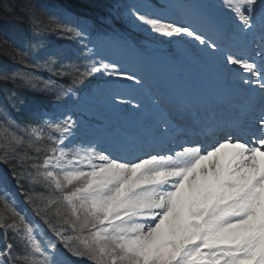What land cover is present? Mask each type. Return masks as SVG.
<instances>
[{
  "label": "snow or ice",
  "instance_id": "1",
  "mask_svg": "<svg viewBox=\"0 0 264 264\" xmlns=\"http://www.w3.org/2000/svg\"><path fill=\"white\" fill-rule=\"evenodd\" d=\"M0 5L7 12L16 7L15 0ZM220 6L231 30L195 4L186 15L199 18L200 26L136 8L130 15L153 33L219 54L226 66L246 74L243 83L258 84L264 92V0H220ZM20 10L34 35L57 32L83 44L84 30L67 13L62 19L31 4ZM237 41L244 51L227 50L226 42ZM43 47L36 40L30 51L3 54L28 69L55 67L54 75L70 76L67 88L57 85L64 95L96 74L143 83L86 44L83 64H60L52 56L32 62V52ZM9 81L45 92L54 83L31 71L0 70V82ZM17 98L9 92L14 107ZM36 111L41 122L21 127L0 108V163L11 168L24 201L54 239L0 185V264H70L65 252L87 264H264V109L243 128L227 122L207 126L205 135L223 133L211 144L191 140L178 150L149 144L130 158L75 142L71 116L57 121L44 119L42 105Z\"/></svg>",
  "mask_w": 264,
  "mask_h": 264
},
{
  "label": "rangeland",
  "instance_id": "2",
  "mask_svg": "<svg viewBox=\"0 0 264 264\" xmlns=\"http://www.w3.org/2000/svg\"><path fill=\"white\" fill-rule=\"evenodd\" d=\"M41 1L45 0H29L26 2V4L40 3ZM114 1V9L111 11L110 15H108L106 19L99 18V20L102 22L107 21L108 19L107 23H112L119 18V21H121V23L125 26L123 29L126 33L124 32L125 34L121 36L118 34L121 32L117 27H115L110 29V34L108 36H99L96 38V36L91 33L92 31L89 28H92L93 20L86 19L82 21L83 24H81L79 27L84 30L85 36V38H83V44L81 47L84 48V44H86L88 47L94 48L99 56L103 58L111 57L112 60L113 53L128 56L133 48L132 42L136 37L139 41L140 47L148 51L149 63L153 67L154 73L160 77V80L164 86L163 90L159 85L156 84V82H154L152 83L153 90H156V92H158L162 97L165 96L164 92H166L173 101H176V99L181 97L182 85L178 80L173 78V68L159 64L156 60H154V57L157 55L169 54L174 60H176L178 63H181L182 65L192 64V66L203 69L204 71H207L206 68L210 66L211 62L206 59L205 52L200 50L199 45L192 43L186 44L179 37L168 38L151 32L145 26L140 25L139 22L130 15V10L136 8L140 11H150L154 14L163 16L165 19L176 20L177 22H191L189 16L187 18L183 11L186 13L188 6L193 4L213 7L214 10L219 14H226L227 16H229V14L220 6V1L215 3L210 1L207 2L206 0ZM46 5L51 6L49 3ZM57 12L62 16L64 13H67L71 18H76V16H78L61 8L57 9ZM186 39L187 38H185V40ZM93 40L96 45L95 47L93 45ZM104 44H107V46L104 47ZM225 46L227 45L225 44ZM136 53L137 57L140 58V53ZM215 56L221 59V64L219 65L220 68L224 70V72H228L231 69V66H226L223 62V57H221L219 54ZM112 61L115 62L114 60ZM137 77L141 79L144 84L137 85L133 81H120L119 79L110 77L107 74H96L92 77H88L86 80H84V85L82 86L84 89L81 94L74 95L71 93V96L75 98H72L73 100L69 102L67 107L60 108L57 105L50 106L51 110L45 111L47 115L44 116V118L48 119L51 117L52 119L59 121L65 119L67 116H71L76 122L75 137L73 139L77 143H94L95 140L96 142L98 140L106 141V139L109 137L108 133L111 131L113 126L111 125V121L107 115L109 110L99 105L103 102L105 97L116 99L120 103L119 105L124 106L125 110L138 121H147L151 119V107H148L145 101H143V99L146 98L144 93L146 91H143V93L141 91L143 89L147 90L149 87L146 85L147 83L144 77H140L139 75H137ZM121 100L124 102L121 103ZM129 101L131 103H129ZM137 104L140 105L139 108L135 106ZM152 106V109H154L153 111L160 116L167 115V113L170 111L163 110L164 108H162V106L167 107V105L164 104V101L152 103ZM176 106L181 105L177 102ZM179 108L180 107H178V109ZM187 115L188 114H186V116ZM124 139L125 140L123 142L127 144L129 140L127 138ZM0 185H6L8 189L15 194L16 199L21 203V207L27 209L28 218L30 220L35 219L36 222L41 223L42 227H45L42 225V222L39 221L38 217H34L31 212V207L24 201V197L15 193L12 186V178L10 179V175L6 172L3 166H0ZM21 190L23 191V189ZM45 232L46 238H53L50 231H48L46 227ZM58 248L61 249V252H64L61 245H58ZM64 257L70 262V264H87L86 261L72 257L66 252L64 253Z\"/></svg>",
  "mask_w": 264,
  "mask_h": 264
},
{
  "label": "trees",
  "instance_id": "3",
  "mask_svg": "<svg viewBox=\"0 0 264 264\" xmlns=\"http://www.w3.org/2000/svg\"><path fill=\"white\" fill-rule=\"evenodd\" d=\"M27 1L29 0H15L16 7L11 12L4 11L3 6L0 5V70L13 71L19 69L24 72L31 71L34 75L41 77L42 80L54 83L51 90L45 92L17 86L19 82H17V85H14L11 81L7 83L0 82V108L4 109L8 118L14 120L21 127L27 123L35 124L41 122L40 114L36 111L38 105H42L44 111L51 110L50 106L67 107L69 102L73 100V97L71 93L66 95L61 94L57 85L67 88L72 84V79L70 76L54 75V72L57 70L55 67L53 72H49L46 68L28 69L21 63L13 62L9 56L3 53L5 51L12 52L14 48L30 51L29 45L36 40L42 41L44 47L38 52H32L29 57L32 62H43L45 58L52 56L60 64H83L84 61L81 57L85 53L84 48L81 47L80 38L76 39L75 37L57 32H47L40 36L34 35L28 16L20 10V5L26 4ZM7 2H11V0H5V3ZM47 3L51 4V6H47ZM114 4V0H45L31 5H35L43 14L62 19L64 17L57 12V9L61 8L69 13L84 16L93 20L92 28L90 27L93 35H108L112 28H125L124 24L119 21V18L118 20L116 19L114 25L107 23V21L101 22L99 20V18L106 19L110 15L114 9ZM135 39L137 38L135 37ZM83 85L84 82L79 85H73V94L82 93L84 89L82 88ZM40 88H44L42 83L40 84ZM10 91L17 93L18 98L15 101V107L13 106L14 102L8 99ZM0 164L5 166L11 174L10 178L15 181L11 168L6 164ZM23 191L21 190L22 194Z\"/></svg>",
  "mask_w": 264,
  "mask_h": 264
},
{
  "label": "bare ground",
  "instance_id": "4",
  "mask_svg": "<svg viewBox=\"0 0 264 264\" xmlns=\"http://www.w3.org/2000/svg\"><path fill=\"white\" fill-rule=\"evenodd\" d=\"M207 2H217L220 0H206ZM213 6V5H212ZM208 7V6H206ZM210 13L214 12L213 15L216 16V18H218L220 20V22L224 23L226 21V19L228 18V16L226 14H220L216 12L214 10L213 7L208 8ZM150 12V11H148ZM153 13V12H152ZM222 27H224V24H222ZM104 43V42H103ZM194 44V43H192ZM197 45V44H196ZM235 48H237V51L243 50L244 51V47L242 44H240L239 42L234 44ZM107 44H104V47H106ZM227 50H232V51H236L234 48L231 49H227ZM133 51H136V48H133L130 51V54H128V56H123V55H119L116 53L112 54V60H114L115 62H119V65L124 66L125 63L128 64H133L134 67H136L137 69L142 68V65L137 64V58L136 55ZM127 55V54H126ZM141 55H143L144 57L148 58L149 55L142 53ZM206 55V59H208L211 64L210 66H208L207 71H204L203 69L197 68L195 66H192V64H186V65H181L178 62L174 61V59L166 56V55H157L154 57V60H156L158 63L160 64H165V65H170L173 67V72H172V76L175 79H178L182 84H186L189 85L190 90L193 92V95L195 97V101L193 100L192 96L190 97V95L186 92V90L184 89V87L182 88L183 90L181 91V97L179 98V101L181 103L182 106L184 105H189L190 108H197V110H201V107L198 106L195 102L197 103H203L204 102H208L211 103L212 100H210V93H213L215 97L218 98V100L221 102V105H223V108H214V110L218 113H222L223 115L226 114L227 112H232L235 109V102L234 100H232V96H240L242 102H244L246 100L247 102V106H251L249 104V101L251 102H256V101H260V98L258 96H260L261 94L260 92V88L259 86L256 87L253 84H245L242 83V80L240 78H235L239 75H243L245 76L246 74L243 73L242 71L236 69V68H232L228 71V72H224V70H222L220 68V64H221V59L219 57L216 56H212L209 55L205 52ZM127 59V60H126ZM125 62V63H124ZM140 73V72H139ZM142 74V73H140ZM140 77H142L141 75H139ZM235 76V77H234ZM151 80H154L153 78H150ZM254 79V78H252ZM119 80H124V79H119ZM156 81L158 82L159 79L156 78ZM201 81V86H207V91H202L200 90V87H198V90H194L193 88V84L194 82H199ZM151 89L152 87L149 86ZM258 89V90H257ZM142 93L143 91L145 93V102L148 103L149 107L153 108L152 103H155L154 98L152 97L151 93L152 91H150V89H143L141 90ZM258 91V92H257ZM209 93V94H208ZM153 94H155V96L157 98L160 99V95L158 93L153 92ZM200 97L203 98V100H200ZM102 104V105H101ZM120 103L116 100V99H111L108 97H105V99L103 100L102 103H100L99 105L109 109V112L107 113L109 115L110 121H111V125L113 126V128H111V131L109 133V136H111V138H113L114 140L120 141V135L125 136L128 133V128L126 126L127 122L130 121H135L133 119L132 115H128L126 113L125 107L124 106H120ZM260 104H262L260 102ZM119 105V106H118ZM236 110V109H235ZM124 113H126L127 115H125V117H120L119 114L123 115ZM244 113H247L245 111H242L240 114L242 117H244L245 119H248L249 115H244ZM124 116V115H123ZM172 117L174 119H176V116L169 114L168 116H166L165 118H162L158 115L153 116L148 122H149V131H145L147 134H149V132L156 128L160 122H162L163 119H165V121H170L172 120ZM129 119V120H128ZM191 123L193 124H204L206 119L203 118V116L198 112V113H193L192 117H190V119H188ZM143 125H145V123H147L146 121L144 122H140ZM135 136L139 135L138 131H135L134 134ZM170 135H174L173 132H171ZM142 146L137 145L135 150L141 154L138 149L141 148ZM144 150H149L148 147L143 146ZM165 148V147H164ZM116 155H120L117 152H113ZM124 157V156H122Z\"/></svg>",
  "mask_w": 264,
  "mask_h": 264
}]
</instances>
